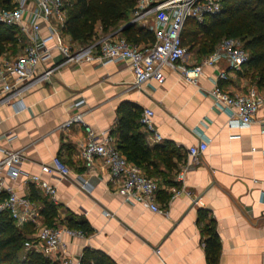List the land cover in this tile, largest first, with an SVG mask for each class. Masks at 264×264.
<instances>
[{"label":"crops","instance_id":"crops-1","mask_svg":"<svg viewBox=\"0 0 264 264\" xmlns=\"http://www.w3.org/2000/svg\"><path fill=\"white\" fill-rule=\"evenodd\" d=\"M124 25L103 32L96 24L94 35L124 38ZM65 35L68 44H80ZM197 48L192 47L191 53L186 47L185 62L199 63L209 55ZM7 52L11 53L7 50L0 55ZM60 59L54 51L37 72L60 63ZM203 71L193 84L177 70L165 67L162 83L149 80L131 89L133 74L125 61L66 63L26 90L22 110L1 106L0 135L13 138H0V150L21 151V170L39 175L56 188L54 201L24 175L16 179L5 175V185L37 209L35 219L20 226L14 222L24 238L48 225L45 203L50 202L54 212L48 219L53 227L84 220L92 228L88 235H63L65 256L73 262H79L83 250L89 248L105 253L115 264H209L203 227L213 220L220 241L215 264H264V104L252 123L243 124L234 109L216 105L211 94L219 71L226 72L227 79L220 80L218 86L231 95L250 88L263 94L264 90L250 86L243 72L230 70L226 60ZM77 101L81 102L75 105ZM127 102L141 111L151 109L153 124L162 136L154 141L138 125L137 131L143 133L156 156L146 167L132 163L157 182L156 203L166 213L126 201L117 179L100 159L87 169L80 158L79 149L90 134L98 140L108 137L122 152L117 127L119 107ZM77 114L83 123L62 126ZM199 141L207 142V148L198 162L192 163L187 149ZM55 156L71 169L69 176L41 171V164H49ZM180 173L181 182L177 179ZM182 185L190 197L183 193L174 196ZM5 196L2 191L0 198Z\"/></svg>","mask_w":264,"mask_h":264},{"label":"built area","instance_id":"built-area-1","mask_svg":"<svg viewBox=\"0 0 264 264\" xmlns=\"http://www.w3.org/2000/svg\"><path fill=\"white\" fill-rule=\"evenodd\" d=\"M3 1V0H1ZM8 5H0V24L16 31L17 51L0 55V107L11 106L16 112L24 108L23 97L34 82L47 79L52 72L66 63L97 62L101 65L112 61L128 63L133 82L129 88H139L149 80L158 83L164 81L165 67L177 70L187 82L196 84L204 74L205 67H213L217 62L226 60L232 71H240L249 59L243 42L238 38L221 39L214 50L199 63L185 62L187 49L181 44V31L187 19L201 23L206 15L218 14L222 9V0H136L132 13V22L151 19L148 26L153 32L154 41L149 44H131L124 38H114L107 34L94 35L86 44H68L64 38L63 28L66 20L65 0H9ZM57 51L61 56L60 63L46 65L40 72L37 68L45 65ZM227 74L219 71L213 78L214 88L211 94L216 105L235 111L243 124H250L264 104V94L255 88L244 93L233 95L223 91L220 80H226ZM77 101L75 105L80 104ZM153 111L144 108L139 115V123L150 134L154 141L162 136L156 130ZM72 123H83L80 114L73 115L62 126ZM0 138L11 140V135H0ZM207 142L199 141L188 147L187 153L192 163H197L206 150ZM0 158V213H7L18 225L37 217V209L24 197H20L10 186L5 185V175L16 179L24 175L26 181L37 184L43 193L55 201L56 188L39 175L24 173L20 165L24 160L21 151L1 149ZM84 166L92 169L96 159L117 179L119 192L126 201L138 202L155 213H166L156 203L157 182L144 175L141 169L130 162L110 141L108 137L98 140L90 134L79 149ZM41 171L57 173L61 177L71 174V169L57 156L49 164H41ZM181 182L183 173L177 176ZM174 196L191 193L183 185L174 191ZM198 199L195 200L197 202ZM82 236L78 230L66 226L41 225L35 235L24 242L26 250L32 249L46 256L53 255L51 260L56 264H79L65 256L63 235Z\"/></svg>","mask_w":264,"mask_h":264},{"label":"trees","instance_id":"trees-1","mask_svg":"<svg viewBox=\"0 0 264 264\" xmlns=\"http://www.w3.org/2000/svg\"><path fill=\"white\" fill-rule=\"evenodd\" d=\"M5 6L9 0H3ZM0 0V5L3 4ZM136 0H65L66 20L63 28L72 42L86 44L92 40L96 24L103 32L118 29L130 20ZM190 27L192 29H190ZM122 36L131 44H149L154 41L153 32L133 22L121 29ZM238 38L248 52L249 59L240 71L254 79L255 86L264 90V0H222L218 14L206 15L201 23L187 19L181 31V44L185 47L198 45L199 51L210 54L223 38ZM15 53L17 37L15 29L0 24V54ZM238 71V72H240ZM250 72V73H249ZM141 109L133 103H123L117 130L121 136L119 148L125 157L145 167L155 154L145 143L142 132L137 131ZM141 126V125H140ZM54 212L52 203H45V217ZM200 216H204L200 211ZM72 220V219H71ZM66 226L88 235L92 228L84 220L66 222ZM204 247L209 264H215L220 241L213 220L203 227ZM25 239L7 213H0V264H56L41 252L23 251ZM79 264H115L105 253L85 248Z\"/></svg>","mask_w":264,"mask_h":264},{"label":"rangeland","instance_id":"rangeland-1","mask_svg":"<svg viewBox=\"0 0 264 264\" xmlns=\"http://www.w3.org/2000/svg\"><path fill=\"white\" fill-rule=\"evenodd\" d=\"M139 25H150L151 24V19H149V20H143V21H141V22H137ZM190 29H192L191 27H190ZM66 36V35H65ZM65 39H67V38H65ZM67 41V40H66ZM199 45V44H198ZM198 45H196L195 46V49L198 47ZM187 48L189 49V51L192 53L193 52V49H191V47H189V46H187ZM250 73V72H249ZM247 78H248V83H249V85L250 86H252V85H255V82H254V79H251L250 80V78H249V76H247ZM249 86V87H250ZM23 251H26V249L23 247Z\"/></svg>","mask_w":264,"mask_h":264},{"label":"water","instance_id":"water-1","mask_svg":"<svg viewBox=\"0 0 264 264\" xmlns=\"http://www.w3.org/2000/svg\"><path fill=\"white\" fill-rule=\"evenodd\" d=\"M131 23H133V22L130 21V22L126 23L122 28H124L125 26H127V25H129V24H131ZM122 28H121V29H122Z\"/></svg>","mask_w":264,"mask_h":264}]
</instances>
